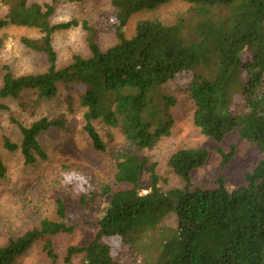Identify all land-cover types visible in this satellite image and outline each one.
<instances>
[{
  "label": "trees",
  "instance_id": "16d2710c",
  "mask_svg": "<svg viewBox=\"0 0 264 264\" xmlns=\"http://www.w3.org/2000/svg\"><path fill=\"white\" fill-rule=\"evenodd\" d=\"M170 1L111 0L118 42L104 51L90 38L89 57L76 54L71 63L58 67L53 36L78 22L53 23L56 0H2L8 11L0 18V29L16 25L39 30V38L25 36L22 42L43 52L48 67L20 76L7 71L0 99H17L33 89L38 100H51L60 83L83 84L84 129L93 146L107 148L95 125L99 120L119 127L133 146L146 148L168 136L174 124L177 99L163 87L179 73L193 71L186 91L194 105L195 125L218 142L238 129L263 154L244 184L229 188L220 175L216 188H203L194 187L192 172L206 163L209 149L181 148L169 163L183 186L164 190L152 164L150 189L143 193L146 162L136 153L119 151L115 182L131 187L112 191L106 184L100 192L81 198L89 206L98 194L111 195L96 222L95 236L85 245L69 246L67 262L82 255L81 264H264V0H184L191 5L187 17L181 15L173 24L141 20L136 33L126 36L125 27L134 13ZM201 64L211 72L196 71ZM236 94L241 101L235 100ZM0 108L6 106L0 102ZM51 127L69 129L65 117L42 116L30 125L20 123V145L6 141V146L20 147L26 163L33 164L46 157L39 136ZM217 150L223 154L224 167L234 149ZM5 175L0 157V179ZM57 205L60 220L44 219L40 227L9 239L0 246V264H13L37 242L56 260L51 236L72 233L79 224L67 217L61 199Z\"/></svg>",
  "mask_w": 264,
  "mask_h": 264
},
{
  "label": "rangeland",
  "instance_id": "374dc122",
  "mask_svg": "<svg viewBox=\"0 0 264 264\" xmlns=\"http://www.w3.org/2000/svg\"><path fill=\"white\" fill-rule=\"evenodd\" d=\"M29 2L52 3L54 0H29ZM55 12L51 16L53 23L76 21L68 29L57 31L53 36V45L57 52V65L64 67L72 62L73 56L91 55L89 40L93 38L102 50H107L118 42L115 32V8L111 0H56ZM190 3L184 0H171L154 9H144L134 13L129 19L125 34L132 37L141 20L159 19L165 24H173L181 15H189ZM8 7L0 0V18L4 17ZM87 24L91 30L84 26ZM28 36L39 38V30L26 26L9 25L0 29V87L4 75L11 71L15 76L43 72L48 67L43 52L32 50L22 42ZM245 57H248L246 55ZM212 69L201 64L196 71L209 73ZM193 71L179 73L165 84L163 91L172 94L177 104L172 109L174 124L168 136H162L152 146L138 148L133 146L119 127H110L104 122L95 125L102 135L106 150H97L84 129L85 108L80 104V94L85 86L80 83L66 86L59 84L56 98L38 100L35 90H26L17 99L1 98L6 108H0V157L5 166L6 175L0 179V246L6 245L11 238H17L26 231L40 227L42 220H60L57 201L61 199L67 211V217L77 219L79 224L72 233H59L51 236L53 248L57 253L53 260L37 242L13 264H81L82 255L70 262L65 260L68 247L85 245L96 234L97 220L102 214L111 195L98 194L89 206L81 198H87L93 191L100 192L103 185H110L112 191L131 187L129 184L115 182L117 153L130 151L146 162L141 175L140 191L150 189V171L156 165L159 185L164 189L182 187L183 180L172 169L171 155L188 147H205L210 155L206 163L192 172L194 187L216 188L217 179L223 175L229 188H235L246 182L251 172L262 159L263 154L255 143L243 139L238 129L228 133L218 142L204 135L194 123V105L186 88L193 78ZM236 101H241L239 94ZM42 116L49 118L65 117L69 129L51 127L39 136L45 158H38L28 164L20 147L10 150L6 141L20 145L22 134L19 124L30 125ZM224 152L233 148V156L222 167ZM114 243L116 241L112 240Z\"/></svg>",
  "mask_w": 264,
  "mask_h": 264
}]
</instances>
